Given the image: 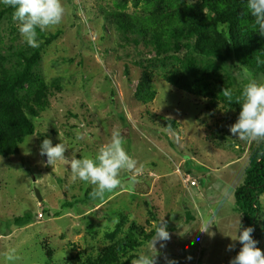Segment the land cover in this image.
Listing matches in <instances>:
<instances>
[{
	"label": "rangeland",
	"instance_id": "374dc122",
	"mask_svg": "<svg viewBox=\"0 0 264 264\" xmlns=\"http://www.w3.org/2000/svg\"><path fill=\"white\" fill-rule=\"evenodd\" d=\"M144 1L62 0L61 24L39 33L42 50L33 73L46 85L48 106L29 116L34 133L17 153L0 156V261L15 249V264H88L129 235L142 245L122 247L118 264H132L140 250L155 254L156 264H230L235 257L233 239L242 217L233 194L263 139L241 140L230 132L235 113L222 91L230 89L241 103L245 85L264 77L235 60L220 65L184 50L156 56L151 43L121 33L105 16L116 6L142 15ZM13 11L0 4V68L12 71L20 69L18 52L36 48L24 42ZM191 59L197 67L212 66L207 78L212 98L162 78L161 63L184 70ZM154 65L156 95L144 105L136 89L143 70L154 71ZM114 131L137 167L122 171L121 186L103 200L92 197L94 186L73 179L70 163L48 165L39 154L49 138L53 145L66 143L69 161L95 155ZM259 203L257 246L264 251V194ZM25 215L29 224L13 222ZM162 220L170 240L150 247Z\"/></svg>",
	"mask_w": 264,
	"mask_h": 264
},
{
	"label": "trees",
	"instance_id": "16d2710c",
	"mask_svg": "<svg viewBox=\"0 0 264 264\" xmlns=\"http://www.w3.org/2000/svg\"><path fill=\"white\" fill-rule=\"evenodd\" d=\"M143 14L129 15L120 6L106 12L123 34L132 33L145 39L155 49L156 56L178 54L184 50L197 58H205L224 65L230 60L245 66L251 72L264 77V37L255 27V18L247 7V0H145ZM3 12H0V19ZM42 47L18 52L21 57L19 70L0 68V156L9 158L15 155L25 138L34 133L29 116L48 106L47 88L43 80L34 75ZM165 57L163 58V62ZM160 74L166 82L189 94L212 98L208 83L211 65L197 67L191 59L184 70H167L161 63ZM158 67L145 68L136 89V98L146 105L156 95L152 80ZM164 69V70H163ZM226 105L235 113V122L240 111V102L235 97L227 99ZM165 123L174 125L172 120ZM167 124V125H168ZM264 194V139L249 159L243 182L234 190L235 211L242 217V226H252L253 238L258 241L260 203ZM17 225H26L31 217L25 215L13 220ZM145 243L149 238L144 237ZM131 235L122 240L121 245L110 247L95 262L88 264H118L119 251L125 247H136ZM241 245L238 241L234 256Z\"/></svg>",
	"mask_w": 264,
	"mask_h": 264
},
{
	"label": "clouds",
	"instance_id": "9594fccd",
	"mask_svg": "<svg viewBox=\"0 0 264 264\" xmlns=\"http://www.w3.org/2000/svg\"><path fill=\"white\" fill-rule=\"evenodd\" d=\"M0 4L14 10L13 19L19 22V33L29 47H38L39 33L60 25L65 13L62 0H0ZM247 7L255 18L257 32L264 37V0H247ZM222 92L231 100L230 89L224 88ZM241 101L238 118L230 126V132L241 140L264 139V82L253 80L246 84L241 93ZM77 138L82 137L78 134ZM124 145L121 133L114 131L111 142L101 146L95 155H74L69 161L65 157L68 149L65 142L53 145L51 139L45 138L40 145L39 154L47 157L48 165L57 161L70 163L73 179L94 186L92 197L103 200L106 193L121 186L122 171L135 170L137 167V161L129 155ZM129 180L132 185L136 182L135 177H130ZM254 230L252 226L243 227L239 219V235L232 239L239 241L241 247L230 264H264V251L257 246L259 241L253 238ZM168 240L170 232L167 223L162 220L156 225L150 247H154L156 242ZM233 247L229 245L228 250L231 251ZM154 255L150 251L140 250L132 264H156ZM17 259L15 249H11L0 264H15ZM168 264L177 262L169 260Z\"/></svg>",
	"mask_w": 264,
	"mask_h": 264
}]
</instances>
